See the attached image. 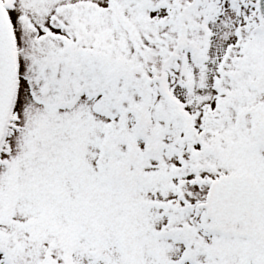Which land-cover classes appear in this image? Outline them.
Instances as JSON below:
<instances>
[{
	"label": "snow or ice",
	"instance_id": "6c2138e0",
	"mask_svg": "<svg viewBox=\"0 0 264 264\" xmlns=\"http://www.w3.org/2000/svg\"><path fill=\"white\" fill-rule=\"evenodd\" d=\"M0 264H264V0H0Z\"/></svg>",
	"mask_w": 264,
	"mask_h": 264
}]
</instances>
